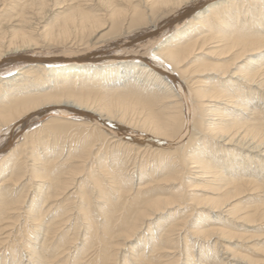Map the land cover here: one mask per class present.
I'll return each instance as SVG.
<instances>
[{
    "label": "bare ground",
    "instance_id": "bare-ground-1",
    "mask_svg": "<svg viewBox=\"0 0 264 264\" xmlns=\"http://www.w3.org/2000/svg\"><path fill=\"white\" fill-rule=\"evenodd\" d=\"M251 227L264 0H0V264H264Z\"/></svg>",
    "mask_w": 264,
    "mask_h": 264
},
{
    "label": "rangeland",
    "instance_id": "rangeland-1",
    "mask_svg": "<svg viewBox=\"0 0 264 264\" xmlns=\"http://www.w3.org/2000/svg\"><path fill=\"white\" fill-rule=\"evenodd\" d=\"M58 6H59V7H58L55 11H53V12H52L51 10L49 11V9H48V11H47L46 14L49 15L50 12H51V17H52V16H54V15H58V14H62V13H64V12H68V11L71 9V8H69L67 5H64V3H59ZM60 6H62V7H60ZM46 14H45V15H46ZM48 21H49V20H47V22H48ZM47 22H46V23H47ZM104 31H105V30H104ZM104 31H102V33H103ZM102 33H101V34H102ZM9 65H11V67H14V64H12V63H8V66H9ZM166 77H167L168 81H170V80H169V76H168V75H164V78H166ZM160 83H162V85H164L162 81H161ZM170 85H172V83H170ZM172 86H173V85H172ZM258 91H259V92H263V91H261L260 89H258ZM18 139L20 140L21 138H18ZM19 187L21 188V185H19ZM19 187H16V189H18ZM22 188H23V187H22ZM13 192H14V191H13ZM17 196H18V195H17ZM26 200H27V199H26ZM75 215H76V213H74L73 216H75ZM72 221H74L73 218H72ZM24 223H25V222H23V225H24ZM253 228H255V227H251V231H252V232H250V230H249L248 232H250V233H253V232H254V233H256V234H257V233H258V234H261V233L264 232V231H262V230H264V227H263L262 229H260L261 231H259V230L255 231ZM159 229H160V228H159ZM153 231H154V230H153ZM192 237H193V236H191L190 238H192ZM190 238H189V239H190ZM189 239H188V241L186 242V244L189 243L190 246H191V245L194 246L193 241H195V239H198V238L193 237L192 239H190V240H189ZM193 239H194V240H193ZM183 241L185 242V240H183ZM189 241H190V242H189ZM191 241H192V243H191ZM204 243H205V242H204ZM204 243H203L204 247L207 248V247H208L207 245H209L210 250L213 248L212 246H210L211 244H209L208 242L205 243V244H204ZM196 244H197V245H196ZM189 245L187 244V246H189ZM198 246H200V245H199L198 243H195V246H194V247H195V251H196V253H197V250L199 249ZM200 247H201V246H200ZM211 247H212V248H211ZM242 248H247V247L244 246V247H242ZM179 250H180V249H179ZM220 255H221V253H219L218 256H220ZM250 256H252V257L254 256L255 258H260V256H259L257 253H253V252H252V254H250ZM224 257H225V256H224ZM196 258H198V255L195 257V259H196ZM218 258H219V257H218ZM210 260H211V258H210L208 261H210ZM216 260H217V257H216ZM226 260H227V259H226ZM208 261H207V262H208ZM229 261H230V260L228 259L227 262L229 263ZM231 261H232V260H231ZM232 262H234V261H232ZM232 262H231V263H232ZM179 263H180V262H179ZM208 263H209V262H208Z\"/></svg>",
    "mask_w": 264,
    "mask_h": 264
}]
</instances>
